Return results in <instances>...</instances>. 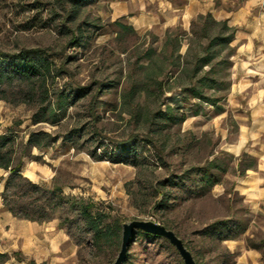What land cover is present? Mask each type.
<instances>
[{
	"label": "rangeland",
	"instance_id": "obj_1",
	"mask_svg": "<svg viewBox=\"0 0 264 264\" xmlns=\"http://www.w3.org/2000/svg\"><path fill=\"white\" fill-rule=\"evenodd\" d=\"M132 1L0 0V52L41 50L54 69L46 103L40 91L29 98V84L18 78L0 84V136L14 138L15 161L36 173L28 180L69 199L57 207V195L22 197L24 189L14 187L12 206L35 217L48 213L64 230L65 243L46 264H113L121 224L155 217L183 240L196 264H236L247 247L264 264V202L250 204L235 191L258 159L230 146L238 133L236 107L228 103L231 58L209 76L220 83L204 90L215 105L184 93L186 73L174 78L193 68L185 57L192 25L134 29ZM98 82L106 89L93 118L91 95L75 93L90 84L94 92ZM41 132L51 140L37 149L27 140ZM87 205L104 215V224H120L117 240L96 245L80 213ZM130 241L121 264H183L161 236L137 230Z\"/></svg>",
	"mask_w": 264,
	"mask_h": 264
},
{
	"label": "crops",
	"instance_id": "obj_2",
	"mask_svg": "<svg viewBox=\"0 0 264 264\" xmlns=\"http://www.w3.org/2000/svg\"><path fill=\"white\" fill-rule=\"evenodd\" d=\"M132 6L135 11L128 18L137 30L158 25H180L187 30L199 15L207 14L235 29L228 103L236 107L238 133L230 146L236 155L247 151L258 159V167L246 170L235 191L250 204L264 202V0H133ZM122 13L127 14V9ZM22 171L34 181L31 166ZM8 176L0 168V253L20 252L26 260L10 257L5 264H28L31 259L52 262L67 239L64 230L56 221H28L7 211L1 195ZM240 251L236 264H260L254 248Z\"/></svg>",
	"mask_w": 264,
	"mask_h": 264
},
{
	"label": "trees",
	"instance_id": "obj_3",
	"mask_svg": "<svg viewBox=\"0 0 264 264\" xmlns=\"http://www.w3.org/2000/svg\"><path fill=\"white\" fill-rule=\"evenodd\" d=\"M74 3H79L81 0H70ZM67 20L71 11L66 10ZM192 28L190 31V41L188 43L186 58L187 64L193 65L191 71H188L187 67L182 69L178 75L175 76L174 80L181 79L185 73V80L190 82V87L185 88L184 93H190L193 97L200 99H206L211 105H215L216 100L207 98L204 94L205 89H213L215 85L220 83L217 79H212L209 76H214L218 72V67L223 64H228L230 58L234 55L235 50L231 47V43L234 39L235 29L228 25L226 21H217L210 14L199 15L195 21H192ZM71 40L76 42V36L72 35ZM205 40L206 42H203ZM197 45V47H196ZM224 50L229 52L226 55H222ZM43 51L39 50H22L17 54L6 55L0 52V84L5 81L13 78H18L23 82L29 84V91L27 96L29 98H34L36 91H40L41 101L46 103L48 101V79L52 76L54 69L51 68V63L48 58L43 55ZM188 58L190 60H188ZM218 59V60H217ZM208 68L207 71H204V68ZM201 73V74H200ZM174 76H171L173 78ZM162 87L163 81L152 80L149 82L151 85ZM158 84V85H156ZM77 86L76 95L79 98H84L87 95H91V100L89 104V111L91 112L92 117L94 118V110L99 99V95L106 89L105 85L102 82L95 83L96 88L94 92L91 91L92 86ZM31 93V95L29 94ZM41 108L45 110L46 105H41ZM40 108V109H41ZM48 134L41 132L36 134V138H29L27 142L37 149H41L50 143V137L47 139ZM14 138L8 135L0 136V168L5 172L9 173V177L5 182V189L2 192V200L4 201V207L12 215L18 217L19 219H25L28 221H36L39 223H44L49 221L51 218L48 213H42L39 217H35L31 214L25 212V208L20 209L17 212L16 208L12 206V202H15V197H18V191H14L12 196L8 195V192L11 188H23L22 197L31 196V195H52L56 196L59 200L58 206L69 201V199L62 196L60 193L56 194L55 189L45 190L42 189L39 185L28 180L23 175L22 161H15L14 157ZM167 182V181H165ZM13 199H10L12 198ZM21 198V197H20ZM11 200V201H10ZM49 200V205L51 200ZM37 200H32V203H36ZM160 205V204H159ZM159 207V206H158ZM45 208V207H44ZM43 207H40V210H44ZM89 206L81 207L82 215L86 219L87 227H90L93 232V241L96 245H100L105 242L111 244L114 240L119 238V231L121 230L120 224H104V215L100 213H91L88 211ZM55 209H53L54 211ZM15 258L19 261H25L26 259L21 255L20 252L13 253L10 256L7 253H0V264H5L11 258ZM28 264H39L35 260L31 259L27 261ZM46 264V263H40Z\"/></svg>",
	"mask_w": 264,
	"mask_h": 264
},
{
	"label": "water",
	"instance_id": "obj_4",
	"mask_svg": "<svg viewBox=\"0 0 264 264\" xmlns=\"http://www.w3.org/2000/svg\"><path fill=\"white\" fill-rule=\"evenodd\" d=\"M121 226V246L117 254V259L113 264H121L123 262L127 256L126 254L131 242V237L137 230L145 234L147 233L153 236H161L165 238L177 250L178 254H180L183 264H196L193 254H191V252H189L186 248L183 240L180 239L172 230L167 229L158 217H155V221L131 220L129 222H123Z\"/></svg>",
	"mask_w": 264,
	"mask_h": 264
}]
</instances>
